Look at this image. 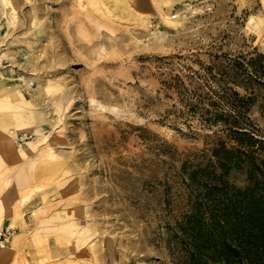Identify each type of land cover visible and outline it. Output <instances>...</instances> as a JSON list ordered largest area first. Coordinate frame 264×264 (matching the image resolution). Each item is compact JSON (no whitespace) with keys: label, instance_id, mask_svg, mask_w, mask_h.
I'll return each mask as SVG.
<instances>
[{"label":"rangeland","instance_id":"obj_1","mask_svg":"<svg viewBox=\"0 0 264 264\" xmlns=\"http://www.w3.org/2000/svg\"><path fill=\"white\" fill-rule=\"evenodd\" d=\"M115 1L12 0V24L0 10V75L37 114L18 121L0 108V154L19 157V205L28 201L14 229L15 213L0 223L9 230L0 264H182L179 222L204 172L189 173L249 183L244 167L222 175L211 149L225 134L166 97L159 80L167 63L202 74L264 53V0ZM249 87L264 142V86Z\"/></svg>","mask_w":264,"mask_h":264},{"label":"trees","instance_id":"obj_2","mask_svg":"<svg viewBox=\"0 0 264 264\" xmlns=\"http://www.w3.org/2000/svg\"><path fill=\"white\" fill-rule=\"evenodd\" d=\"M164 66L159 80L164 95L175 96L190 116L225 134L211 149L222 175L244 167L249 180L239 188L204 167L189 173L192 180L204 172L202 183H194L199 196L179 222L182 264H264V142L249 116L256 95L249 84L264 86V53L242 61L224 58L202 67V74ZM260 109L264 112V94Z\"/></svg>","mask_w":264,"mask_h":264},{"label":"bare ground","instance_id":"obj_3","mask_svg":"<svg viewBox=\"0 0 264 264\" xmlns=\"http://www.w3.org/2000/svg\"><path fill=\"white\" fill-rule=\"evenodd\" d=\"M119 7H125V3L123 0H116L115 1ZM12 4V0H0V10L1 13L6 16L9 23H13L16 17V10ZM1 27V24H0ZM7 38V32H0V39L5 40ZM1 55V52H0ZM26 84L28 85V80H25ZM4 99V102H0L1 109H10L11 112L15 115V120L18 121H30L34 118L36 112L32 108L30 102L25 100L20 92L19 84H17L11 77L0 75V99ZM3 105V106H2ZM37 115V114H36ZM14 132V130L10 131ZM6 142L4 141L3 146L4 148L10 153L8 148L9 140L13 141L14 135L7 134ZM12 147V146H11ZM8 154V153H7ZM10 161H19L15 154L10 153L8 154ZM16 164V162H14ZM13 163V164H14ZM15 176V173L14 175ZM15 179V177H14ZM14 181V180H13ZM19 211H16L15 214L11 215L7 218L8 226L14 229L15 218L18 217ZM3 247V245H1Z\"/></svg>","mask_w":264,"mask_h":264},{"label":"crops","instance_id":"obj_4","mask_svg":"<svg viewBox=\"0 0 264 264\" xmlns=\"http://www.w3.org/2000/svg\"><path fill=\"white\" fill-rule=\"evenodd\" d=\"M5 156H7V155L0 154V171H1V176H3L2 181H0V197L2 195V197H4V200H5V202L4 201L0 202L1 228H3V226L6 224L5 218L7 216L11 215L12 213H15L14 211H17L19 208H21L23 211V207L28 203V201L24 200L25 202H23L19 205V203H20L19 201L21 199L20 197H23L25 194L22 193V191L20 192V185H19L18 179H17V181H15L14 176H13L14 175L13 172H14V169L18 165V161H13V160L10 161V159H8V156H7V159ZM9 161L11 162V164H9ZM14 162H16L15 165L13 164ZM5 172H6V175L5 176L2 175ZM25 185H27V184H25ZM25 185H23V186H25ZM22 188H27V186L22 187ZM34 194L35 193H32L29 198H33ZM22 199H24V198H22ZM15 200H16V206L13 207V203ZM5 203H6V205H5ZM2 263L3 264H12L13 262L10 261V259H4Z\"/></svg>","mask_w":264,"mask_h":264},{"label":"built area","instance_id":"obj_5","mask_svg":"<svg viewBox=\"0 0 264 264\" xmlns=\"http://www.w3.org/2000/svg\"><path fill=\"white\" fill-rule=\"evenodd\" d=\"M2 28V27H1ZM0 28V29H1ZM21 135V134H20ZM20 135H18L17 137V139H21V140H24L23 139V137L22 136H20ZM23 136H24V138H25V136H26V134H23ZM23 142V141H22ZM9 233V230L7 229V227H5V229H1V231H0V244L1 243H3V242H5V240L7 239V234Z\"/></svg>","mask_w":264,"mask_h":264}]
</instances>
